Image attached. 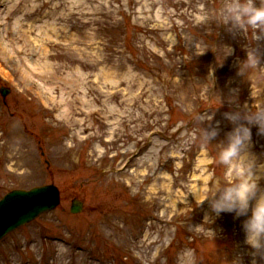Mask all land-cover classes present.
I'll return each mask as SVG.
<instances>
[{
	"label": "rangeland",
	"instance_id": "1",
	"mask_svg": "<svg viewBox=\"0 0 264 264\" xmlns=\"http://www.w3.org/2000/svg\"><path fill=\"white\" fill-rule=\"evenodd\" d=\"M221 4L0 0V199L47 184L62 196L0 243V264H264L243 217L205 223L200 204L231 179L217 159L233 128L224 113L264 109V39L226 31ZM249 47L261 66L241 77ZM199 114L218 123L210 144ZM251 137L264 162V135Z\"/></svg>",
	"mask_w": 264,
	"mask_h": 264
},
{
	"label": "clouds",
	"instance_id": "2",
	"mask_svg": "<svg viewBox=\"0 0 264 264\" xmlns=\"http://www.w3.org/2000/svg\"><path fill=\"white\" fill-rule=\"evenodd\" d=\"M216 16L229 33H239L253 29L256 41L264 39V0H222ZM198 19H208L203 14ZM227 55H232L233 49L225 46ZM261 66V54L257 47L246 49V59L239 62L237 75L244 77L245 70ZM201 122V139L210 144L219 135L218 123L212 126L214 116L199 114ZM233 128L218 143V162L231 173V179H216L206 187L204 201L208 202L210 214L204 217L205 223L214 222L213 217L223 213L233 214L235 219L243 217L241 229L244 234V244L251 250L253 257H264V162L250 150L251 126H256L258 134L264 135V109L252 111L244 107L236 111L224 113ZM211 231L213 234L214 232ZM232 264H243L242 256L232 261Z\"/></svg>",
	"mask_w": 264,
	"mask_h": 264
},
{
	"label": "water",
	"instance_id": "3",
	"mask_svg": "<svg viewBox=\"0 0 264 264\" xmlns=\"http://www.w3.org/2000/svg\"><path fill=\"white\" fill-rule=\"evenodd\" d=\"M0 92L6 97L10 91L2 88ZM59 205L60 193L54 185L8 194L0 201V241L17 228L30 223L44 212L55 210ZM82 211L83 203L74 200L71 212L79 214Z\"/></svg>",
	"mask_w": 264,
	"mask_h": 264
}]
</instances>
